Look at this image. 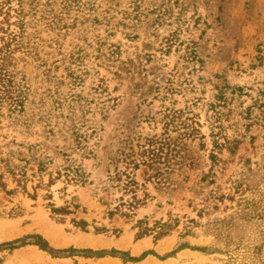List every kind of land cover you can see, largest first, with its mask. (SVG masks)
<instances>
[{
	"label": "rangeland",
	"instance_id": "rangeland-1",
	"mask_svg": "<svg viewBox=\"0 0 264 264\" xmlns=\"http://www.w3.org/2000/svg\"><path fill=\"white\" fill-rule=\"evenodd\" d=\"M128 1L124 0L120 9L126 8ZM140 11V20L133 21L136 30L121 28L106 40L103 27H87L81 35L71 32L51 45L55 33L43 31L41 56L52 67L47 79L31 60L19 59L18 66L37 89V98L55 90V95L64 99L66 114L76 105L71 95H78L77 115L81 118L86 112L88 119L96 121L105 144L112 143L116 150L127 141L126 152H131V147L136 157L144 149H155L161 156V172L173 184L166 189L147 182L152 199L131 219L119 215L109 219L100 196L95 197L90 187L64 180L50 190L38 189L37 199L24 193L7 196L0 190L1 210L22 209L21 215L6 213L0 218V244L28 241L30 236L40 240L41 236L57 250L115 249L132 256L152 250L157 255L125 264H264L263 219L252 214L234 219L233 225L220 223L235 215L245 198L259 201V194H264V0H140ZM130 32L137 33L136 37H127ZM76 45L84 49V58L73 68L83 79L72 85L64 69L69 62L62 61ZM115 45L118 54H112ZM193 51L198 58H193ZM58 80L64 83L57 89ZM217 85L226 89L228 102L218 139L238 138L241 143L234 153L214 148L208 103ZM13 137L17 141L38 139H27L2 120L0 144ZM97 138L93 136L90 143ZM58 142L65 143L62 138ZM212 150L219 159L214 183L203 192L186 188L193 186L201 171L207 173ZM194 160L195 169L185 166ZM85 164L92 170L94 160L86 159ZM145 170L142 167L137 172L140 183L147 177ZM249 172H256L252 179ZM188 176L189 181L183 183ZM235 181L243 184L242 192L234 187ZM36 183L37 179L28 183L30 193ZM211 191L225 199L211 198ZM49 192L52 199L46 197ZM51 201L57 207L78 203L81 208L61 222L51 214ZM73 217L87 220L90 232L75 228ZM192 219L197 224H189ZM139 220L150 227L160 220H178L179 224L161 239H155V232L136 239ZM186 225L194 235H184ZM94 226H105L109 232L96 234ZM183 242L208 247L211 252L185 248L162 258ZM137 243L143 244L139 250ZM163 245L167 247L161 250ZM0 264H123V260L111 256L53 257L36 245H26L0 251Z\"/></svg>",
	"mask_w": 264,
	"mask_h": 264
},
{
	"label": "trees",
	"instance_id": "trees-1",
	"mask_svg": "<svg viewBox=\"0 0 264 264\" xmlns=\"http://www.w3.org/2000/svg\"><path fill=\"white\" fill-rule=\"evenodd\" d=\"M124 0H0V122L7 120L8 126L14 131L29 137L37 136L35 141H17L15 137L0 144V190L7 196H14L19 193L27 194L33 199L38 197V189L50 190V187L57 181L64 180L67 184H75L90 187L93 195L99 197V201L107 208L106 214L109 219L115 215L131 219L137 215V210L145 207L152 199L146 188L147 182H154L157 186L168 189L173 184L161 172V156L155 149H144L140 154H136L130 147L131 152H126L127 141L124 147L119 145L115 150L112 143L105 144L104 136L98 135L99 128L94 119H88L85 114L80 118L77 115L78 95L72 94L76 105L71 107L66 114L64 99H60L52 93L44 92L38 99L37 89L34 88L31 79L19 68L18 60H31L41 69V74L46 79L52 71L48 60L41 56L42 32L52 31L56 38L51 41V45L58 44L60 37H65L69 33H79L81 35L86 29L96 30L103 27L107 36L115 34L119 29H135L133 21L141 18L140 0H130L126 8L120 9ZM120 15V17H119ZM88 27V28H87ZM132 32L126 33L127 37L135 38ZM98 39H100L98 37ZM112 54H118L115 45ZM76 50L70 52L64 61L68 60V65L64 67L67 78L72 85H79L83 76L73 68L80 65L84 55L81 46L76 45ZM195 51H193L194 53ZM20 53L22 57L18 58ZM193 58H198L196 53ZM57 89L64 80H58ZM217 90L212 95L209 109L212 111L210 120L211 136L214 148L222 151L229 150L234 153L241 143L238 138H225L220 142L218 135L222 131V119L226 115L224 109L227 108V95L224 87L216 86ZM219 88V89H218ZM195 131L196 129L192 127ZM198 131V130H197ZM199 133V131H198ZM98 136L97 141L91 144V138ZM204 138V136H200ZM6 138V137H5ZM62 138L64 144L60 145L58 140ZM118 144H121L119 142ZM101 151L102 155L99 153ZM78 154V157H76ZM61 159V161L58 160ZM212 164L206 172L201 171L190 188L200 189L201 192L206 187L214 183L216 178L215 166L219 161L214 150L210 155ZM86 159H93V169L90 170L85 164ZM196 160L185 163L190 169H195ZM146 168L144 174L147 175L144 183L137 180V172L140 168ZM251 169L248 167L247 171ZM254 177L256 172H249ZM45 177L47 182L45 183ZM37 179V183L32 186L34 192L28 190V183ZM189 181V176L184 177L183 183ZM10 183L14 184L10 187ZM237 191L242 192V183L234 182ZM233 187V188H234ZM118 193H120L118 195ZM216 192H210L209 196L217 200H224L225 195L219 198ZM141 194H143L141 196ZM52 199V194L46 195ZM257 201L255 198L244 199L242 208L235 212V215L220 220V223L234 224V219H245L255 214L264 221V194H259ZM233 199V197H231ZM52 216L61 222L66 221L68 216L77 214L81 205L69 203L57 207L54 202L48 203ZM22 209L12 208L9 213L0 209V218L4 215L15 217L21 215ZM85 212V211H84ZM73 226L81 231L90 232V224L83 218H71ZM189 224L197 222L192 219ZM179 221L164 222L162 220L150 227L145 220L137 221L139 231L136 239H141L152 232H155V239H161L168 235L172 229L177 227ZM96 234L108 233L105 227H93ZM192 227L185 226L184 235H194ZM119 235V234H117ZM28 241L14 240L0 244V251L14 250L26 245H36L40 249L48 252L53 257H70L81 255L87 258H103L106 256L120 257L123 264L127 262H139L149 255H156L152 250L143 252L140 256H132L127 252L112 249L94 251L92 249H54L47 241L39 236V239L28 237ZM192 248L205 253H210V249L205 246H191L188 242H183L175 250L166 254L164 259L175 255L182 249ZM157 256V255H156Z\"/></svg>",
	"mask_w": 264,
	"mask_h": 264
},
{
	"label": "bare ground",
	"instance_id": "bare-ground-1",
	"mask_svg": "<svg viewBox=\"0 0 264 264\" xmlns=\"http://www.w3.org/2000/svg\"><path fill=\"white\" fill-rule=\"evenodd\" d=\"M54 231H55V230H54ZM53 234H55V232H54ZM53 234H52V235H53ZM56 238H57V237H56ZM87 239H88V238H87ZM87 239H86V240H87ZM97 241H98V240H97ZM94 242H95V241H94ZM83 243H84V242H83ZM106 243H107V242H106ZM95 244H96V243H95ZM137 244H138V243H137ZM137 244H136V245H137ZM104 245H105V243H104ZM136 245H135V246H136ZM96 246H97V245H96ZM136 247H137V249L139 250V249H141V248L143 247V244H138ZM166 247H167L166 245H163V246L161 247V250L165 249Z\"/></svg>",
	"mask_w": 264,
	"mask_h": 264
}]
</instances>
